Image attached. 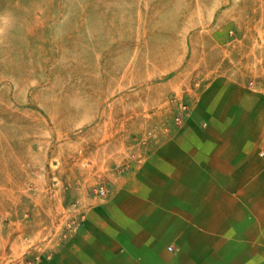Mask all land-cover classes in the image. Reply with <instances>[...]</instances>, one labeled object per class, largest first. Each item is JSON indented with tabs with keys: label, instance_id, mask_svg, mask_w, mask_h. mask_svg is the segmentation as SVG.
Returning a JSON list of instances; mask_svg holds the SVG:
<instances>
[{
	"label": "crops",
	"instance_id": "0c3cea01",
	"mask_svg": "<svg viewBox=\"0 0 264 264\" xmlns=\"http://www.w3.org/2000/svg\"><path fill=\"white\" fill-rule=\"evenodd\" d=\"M158 34L143 49L138 36L125 49L85 38L82 92L61 93L66 105L50 113L56 129L88 127L82 154L46 166L67 179L84 215L37 264H264V91L212 76L191 92L181 127L141 145L134 136L164 122L169 94L204 69L188 61L180 29ZM11 167L25 175L3 161L2 176ZM98 183L103 198L88 194Z\"/></svg>",
	"mask_w": 264,
	"mask_h": 264
},
{
	"label": "rangeland",
	"instance_id": "374dc122",
	"mask_svg": "<svg viewBox=\"0 0 264 264\" xmlns=\"http://www.w3.org/2000/svg\"><path fill=\"white\" fill-rule=\"evenodd\" d=\"M176 28L186 36L188 61L204 65L187 89L194 92L197 82L200 90L212 76L227 75L264 91V0H0V125L10 120L15 127L0 126L5 264L39 263L66 238L70 222L84 215L67 179L48 176L46 166L57 169L67 155L82 154L88 127L80 122L56 129L50 113L66 105L58 103L61 93L82 92L85 38L107 49L118 48L117 39L125 49L138 36L143 49L158 33ZM3 161L21 163L25 175L11 167L12 175L2 176ZM100 186L88 194L97 195Z\"/></svg>",
	"mask_w": 264,
	"mask_h": 264
},
{
	"label": "built area",
	"instance_id": "2783aa9c",
	"mask_svg": "<svg viewBox=\"0 0 264 264\" xmlns=\"http://www.w3.org/2000/svg\"><path fill=\"white\" fill-rule=\"evenodd\" d=\"M193 88L197 90L199 88V83L195 82ZM193 89H185L181 95L171 94L168 98V102L170 104L171 116L168 121H164L160 123L158 127H155L148 132L144 136L134 137V140L141 145H146L150 139H154L157 137V132H163L164 134H171L176 131L179 127L182 126L185 119L188 117L191 104L193 102V97L191 96V92ZM260 158L264 159V153H260ZM126 169V166H123V170ZM96 194L103 198L107 195V188L105 186H100L96 190ZM73 208H77L76 205H73ZM83 217V216H82ZM82 217H80L79 222L71 221L68 225V232H73L78 224L82 221ZM66 235L63 236L65 238ZM171 250V248H169Z\"/></svg>",
	"mask_w": 264,
	"mask_h": 264
},
{
	"label": "clouds",
	"instance_id": "9594fccd",
	"mask_svg": "<svg viewBox=\"0 0 264 264\" xmlns=\"http://www.w3.org/2000/svg\"><path fill=\"white\" fill-rule=\"evenodd\" d=\"M3 30L2 29H0V32H2Z\"/></svg>",
	"mask_w": 264,
	"mask_h": 264
}]
</instances>
